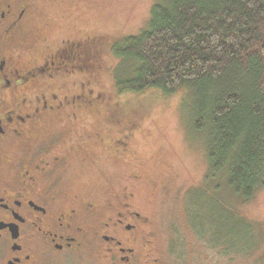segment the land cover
I'll return each mask as SVG.
<instances>
[{
  "label": "flooded vegetation",
  "instance_id": "obj_1",
  "mask_svg": "<svg viewBox=\"0 0 264 264\" xmlns=\"http://www.w3.org/2000/svg\"><path fill=\"white\" fill-rule=\"evenodd\" d=\"M80 3L0 0V264H211V253L251 254L257 232L214 231L195 212L192 231L157 230L136 191L142 172L132 143L141 120L128 118L110 67L127 33L78 24ZM45 7L63 9L72 27L37 26ZM105 74L114 75L112 87ZM94 114L102 132H87ZM106 130L115 132L109 140ZM99 148L133 168L121 187L106 176L102 192L70 182L79 167L104 174Z\"/></svg>",
  "mask_w": 264,
  "mask_h": 264
},
{
  "label": "trees",
  "instance_id": "obj_2",
  "mask_svg": "<svg viewBox=\"0 0 264 264\" xmlns=\"http://www.w3.org/2000/svg\"><path fill=\"white\" fill-rule=\"evenodd\" d=\"M112 51L116 70H132L116 75L121 91L185 92L193 128L206 136L209 178L223 175L243 201L264 188V0H160L146 27Z\"/></svg>",
  "mask_w": 264,
  "mask_h": 264
},
{
  "label": "rangeland",
  "instance_id": "obj_3",
  "mask_svg": "<svg viewBox=\"0 0 264 264\" xmlns=\"http://www.w3.org/2000/svg\"><path fill=\"white\" fill-rule=\"evenodd\" d=\"M80 1L84 2L80 4L86 15L82 16L78 24L86 25L90 21L94 23L95 30L109 29L113 34L125 30L128 36L138 34L146 27L153 5L160 0ZM63 11L45 7L39 13L37 26L45 27L47 33L60 27L70 29L71 24H65L61 19ZM124 22L126 25L122 27ZM118 64L119 59L114 56L110 67L116 71V75L121 71L125 76H131L129 63L124 66L122 64L116 70ZM113 77L104 75L107 86H113ZM120 98L127 101L125 109L131 114L128 118L141 120L132 143L135 149L133 155L139 161L142 172V181L136 185V191L140 198L149 203V211L157 230L192 231V212H195L200 222L205 221L207 225L211 224L212 230L222 233L231 232L232 229L239 233V221L258 233L255 249L250 251L251 254L245 253L237 258L232 250L223 254L211 253V264H264V188L252 199L243 201L232 193L223 175L208 177L206 136L193 128L191 108L185 92L164 96L158 90L149 89L140 94L126 93ZM141 104L144 105L145 112L135 116L134 108ZM102 119L100 115L94 114L91 119L93 127L90 128L89 125L87 132L95 129L102 132ZM106 132L107 140L115 135L114 131ZM101 152L102 148H99L96 156L99 154L101 158L98 165L104 172L103 175L95 170L86 172L79 167L80 169L76 168L71 172L70 182L73 178L76 186L102 192L108 187L107 178H104L106 176L111 180V185L121 187L120 183L129 174L126 170L133 168L125 166L116 157ZM215 259L219 262L215 263ZM188 264L200 263L190 260Z\"/></svg>",
  "mask_w": 264,
  "mask_h": 264
}]
</instances>
